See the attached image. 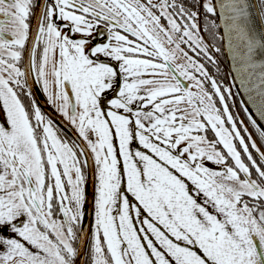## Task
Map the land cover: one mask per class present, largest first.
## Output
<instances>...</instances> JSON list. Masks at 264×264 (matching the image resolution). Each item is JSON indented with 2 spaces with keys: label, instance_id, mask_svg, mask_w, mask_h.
<instances>
[{
  "label": "snow or ice",
  "instance_id": "snow-or-ice-1",
  "mask_svg": "<svg viewBox=\"0 0 264 264\" xmlns=\"http://www.w3.org/2000/svg\"><path fill=\"white\" fill-rule=\"evenodd\" d=\"M217 39L264 119L248 0H0V264H77L89 208L88 264H264V151Z\"/></svg>",
  "mask_w": 264,
  "mask_h": 264
},
{
  "label": "water",
  "instance_id": "water-1",
  "mask_svg": "<svg viewBox=\"0 0 264 264\" xmlns=\"http://www.w3.org/2000/svg\"><path fill=\"white\" fill-rule=\"evenodd\" d=\"M248 4H249V11H250V15H251V25H252L253 31L255 32L256 36L259 37L260 35L264 34V27H262V25H264V19L261 17L262 10L260 9V6L258 4V0H248ZM34 23H35V21L33 22V25H34ZM220 31L222 32V29ZM221 43H222V50H223L224 57H225V63L227 64V68H228V72H229V81H230V84L232 85V88L235 90L236 95L238 96L240 106H242L244 112H245V108H247V112H245V113L248 116H251L252 121L256 122L254 127L259 129L258 130L259 132L264 131V119H261L258 112L256 111V107L248 100V94L245 93L240 87L239 77H238V74L235 70L237 65L235 64V61L232 59V52L226 47L227 41L224 40V41H221ZM256 59H257L258 63L261 61H264V53L258 52L256 55ZM28 83L30 84V91L33 93V97H34L37 105L42 107V104L40 102L41 101L40 100L41 94H39V91L36 88L37 84L35 85V83L33 81H31L30 79H29ZM42 109H43V107H42ZM49 117H50V119H52L53 115L51 114V115H49ZM61 120H60V118H53L54 122H61V124L65 123V121L63 119H61ZM75 135H76V133H75ZM72 139L75 140L76 136L75 137L73 136ZM87 193L89 196V200L91 201V198L93 195L91 174L89 175V184L87 187ZM92 216H93V213H92L91 209L89 208L88 215H87L86 220L84 222L85 223V235L87 237V242H83V241L79 242L78 246L82 248V254L78 258L77 264H83L84 257L86 255L85 251H86L88 243H89L88 242L89 237H90L89 226L92 223Z\"/></svg>",
  "mask_w": 264,
  "mask_h": 264
},
{
  "label": "flooded vegetation",
  "instance_id": "flooded-vegetation-1",
  "mask_svg": "<svg viewBox=\"0 0 264 264\" xmlns=\"http://www.w3.org/2000/svg\"><path fill=\"white\" fill-rule=\"evenodd\" d=\"M39 2L41 3H46L47 0H39ZM258 3H259V0H258ZM34 20L30 21V23L33 24ZM209 40H211V38H209ZM217 46H219L221 48V52L219 53H215V56H216V59L219 63V71L217 72L216 69L213 67L211 68V71H212V74L214 75V77L217 79L218 83L222 84L224 87H230L231 88V97L229 99H227V104H228V107H229V110L231 112V114L233 115V117L235 118V122L237 124V127L238 129L241 131V134L245 137L246 139V142L247 141V136L248 135H251L252 139L257 143L258 147L261 149V151H264V141L261 140L260 138V133L256 131V128L254 127V125L249 123V121L247 120L246 117H244L239 108L237 107L236 105V99L237 101L239 102V99H238V96L236 95V92L235 90L232 88V85H230V81H229V72H228V68H227V64L225 63V57H224V53H223V50H222V43H221V40L220 39H217L215 42H214ZM27 45V44H26ZM28 59L26 58V53L23 54V57H22V61H21V68L22 70L24 69L25 67V64H26V61ZM226 80V81H225ZM36 83V82H35ZM37 87H41L37 84ZM42 93V92H41ZM44 95V94H43ZM45 97V95H44ZM22 99L24 100V102L27 104L29 102V97L27 96H22ZM32 99H34V97L32 96ZM35 100V99H34ZM45 100L47 102V104H49L50 108L53 109V111L58 114V116L61 118V119H64L59 113L58 111L56 110V108L50 104L48 101H47V98L45 97ZM240 104V103H239ZM38 107L40 108L41 112L47 117L50 119L49 115H51V112L50 114H47V112L43 111L44 109H42L41 106L38 105ZM222 107V106H221ZM47 115H46V114ZM54 116V115H53ZM247 116V115H246ZM53 121V118L51 119ZM65 121V120H64ZM66 124H68L67 121H65ZM241 122H243V124H241ZM251 122V121H250ZM54 125L60 130V134L62 136V138H73V136L75 137V133L73 130L72 131H69V133L63 128L61 127V125H59L57 122H54ZM70 126V124H68ZM245 128L247 129V131L245 132ZM209 137L211 138L212 137V133L209 132ZM238 143V142H237ZM249 143V147H250V142ZM251 150V148H250ZM253 155L257 158L258 160V153L256 152H253ZM213 167H216V166H213ZM92 221H93V217H92ZM90 240H91V234H90V238H89V243H90ZM86 255L84 257V261H83V264H88V261H89V252H88V246H87V249L85 251Z\"/></svg>",
  "mask_w": 264,
  "mask_h": 264
},
{
  "label": "bare ground",
  "instance_id": "bare-ground-1",
  "mask_svg": "<svg viewBox=\"0 0 264 264\" xmlns=\"http://www.w3.org/2000/svg\"><path fill=\"white\" fill-rule=\"evenodd\" d=\"M259 4V3H258ZM264 19V18H263ZM26 47H28V45H26ZM26 58L28 59V54L26 53ZM30 80L31 81H33L34 83H35V75L33 74L32 75V77L30 78ZM30 85V84H29ZM35 85H36V83H35ZM231 85V84H230ZM36 88H37V90L39 91V94H41V97H40V102H41V104H42V107H43V109H45L44 111L45 112H47V114H50V112H51V114L52 115H54L53 116V118H60L59 116H58V114H56L54 111H53V109L52 108H50V106H49V104H47V102H46V100H45V97H44V95L41 93V90H40V88L39 87H37L36 86ZM247 115V114H246ZM247 117H249L248 115H247ZM61 120V119H60ZM62 121V120H61ZM251 121V123H252V120H250ZM63 122V121H62ZM59 125H61V127H63L68 133H69V131H71L72 130V128L68 125V124H66V122L65 123H62L61 124V122H57ZM253 124V123H252ZM254 125V124H253ZM74 130V129H73ZM72 130V131H73ZM74 133H75V131H74ZM93 217V216H92Z\"/></svg>",
  "mask_w": 264,
  "mask_h": 264
},
{
  "label": "trees",
  "instance_id": "trees-1",
  "mask_svg": "<svg viewBox=\"0 0 264 264\" xmlns=\"http://www.w3.org/2000/svg\"><path fill=\"white\" fill-rule=\"evenodd\" d=\"M260 7H261V9H262V12H264V7L261 6V0H260ZM225 81H226V80H225ZM224 95L227 97L229 94L226 92V93H224ZM217 99H218V98H217ZM236 105H237V107L239 108L241 114H242L244 117H246L247 120L249 121V118L246 116V114H244V112H243V110H242V107L239 105L237 99H236ZM249 123L251 124L250 121H249ZM251 126H252V124H251ZM256 131L259 132L257 129H256Z\"/></svg>",
  "mask_w": 264,
  "mask_h": 264
},
{
  "label": "rangeland",
  "instance_id": "rangeland-1",
  "mask_svg": "<svg viewBox=\"0 0 264 264\" xmlns=\"http://www.w3.org/2000/svg\"><path fill=\"white\" fill-rule=\"evenodd\" d=\"M39 86H40V85H39ZM40 90H41L42 94H44L43 91H42V88H41V87H40ZM45 97H46V96H45ZM54 107H55V106H54Z\"/></svg>",
  "mask_w": 264,
  "mask_h": 264
}]
</instances>
